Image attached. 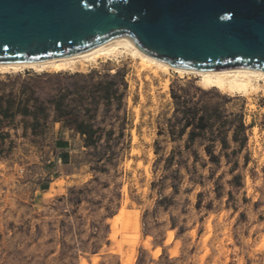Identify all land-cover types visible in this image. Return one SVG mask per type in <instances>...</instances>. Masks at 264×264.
<instances>
[{"label":"rangeland","instance_id":"374dc122","mask_svg":"<svg viewBox=\"0 0 264 264\" xmlns=\"http://www.w3.org/2000/svg\"><path fill=\"white\" fill-rule=\"evenodd\" d=\"M73 71L0 74L11 111L39 108L1 127L0 264H130L131 245V264H264V83L229 95L130 57ZM173 95L225 143L190 139Z\"/></svg>","mask_w":264,"mask_h":264},{"label":"water","instance_id":"95a60500","mask_svg":"<svg viewBox=\"0 0 264 264\" xmlns=\"http://www.w3.org/2000/svg\"><path fill=\"white\" fill-rule=\"evenodd\" d=\"M118 33L173 67L264 71V0H0V63L82 53Z\"/></svg>","mask_w":264,"mask_h":264},{"label":"bare ground","instance_id":"6f19581e","mask_svg":"<svg viewBox=\"0 0 264 264\" xmlns=\"http://www.w3.org/2000/svg\"><path fill=\"white\" fill-rule=\"evenodd\" d=\"M121 57H130L131 59L136 60L140 70L146 72V74L152 78L159 79L162 74H169V72H172L179 77L193 76L199 79V84L203 88H215L229 95L241 94L250 89H257L261 82L264 83L263 70H250L241 67L213 70H186L170 66L140 50L121 33L114 35L98 47L82 53L39 62L0 63V74L18 73L28 70L35 73H59L73 71L77 67H94L98 63L105 61H118ZM121 219H123L122 212ZM135 237L136 240H138L137 234H135ZM134 259L135 250L134 246L132 247L131 245L128 262L131 264Z\"/></svg>","mask_w":264,"mask_h":264},{"label":"trees","instance_id":"16d2710c","mask_svg":"<svg viewBox=\"0 0 264 264\" xmlns=\"http://www.w3.org/2000/svg\"><path fill=\"white\" fill-rule=\"evenodd\" d=\"M174 100L177 101V109L176 113L181 114L184 125L183 131L187 128H190L189 138L192 139L194 136L199 135L201 133H205L207 129L209 130L210 135L214 139H219L221 144L225 143V136L226 132L224 129H215L213 130L212 125H210L211 116L208 114V109L205 106H201L196 103H190L189 100H180V98L175 97L173 95ZM2 99L0 98V137H1V127L5 124V122L13 116L14 112L18 113L22 116H32L33 118L36 117V113L39 111L38 107L29 108L27 107V103H19L14 111L12 110L13 103H2ZM56 112L59 115V105L55 104ZM71 129L76 131L81 136L85 137V141L88 144H93V130L88 126L84 125L83 123H74L71 124ZM246 128L244 127L242 121H240L238 129L234 130L232 133V140L237 141L239 131H244ZM60 146H65V143H59ZM207 150V149H206ZM208 155L214 160V156L208 152Z\"/></svg>","mask_w":264,"mask_h":264}]
</instances>
